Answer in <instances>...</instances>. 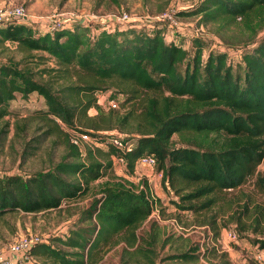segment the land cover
<instances>
[{
  "label": "trees",
  "instance_id": "trees-1",
  "mask_svg": "<svg viewBox=\"0 0 264 264\" xmlns=\"http://www.w3.org/2000/svg\"><path fill=\"white\" fill-rule=\"evenodd\" d=\"M163 1L167 7L172 0ZM176 15L182 33L186 19L196 21L187 46L152 17L96 34L94 22L53 31L0 24V55H8L0 61V146L10 134L6 118H14V138L31 134L23 163L45 149L60 152L40 171L0 176V222L86 202L68 231L32 247L41 264H102L116 248L119 264H234L215 245L230 227L264 253V205L242 189L253 180L264 196V0H199ZM240 20L243 37L234 32ZM203 29L220 42L207 49ZM106 92L124 97L123 114L102 109L99 94ZM32 94L46 109L18 117L12 102ZM73 134L90 140L80 147ZM113 135L132 148L114 146ZM145 156L156 159L178 212H189L194 229L205 230L203 241L166 233L151 220L156 209L164 211L148 180H133ZM117 157L131 178L116 174Z\"/></svg>",
  "mask_w": 264,
  "mask_h": 264
},
{
  "label": "rangeland",
  "instance_id": "rangeland-1",
  "mask_svg": "<svg viewBox=\"0 0 264 264\" xmlns=\"http://www.w3.org/2000/svg\"><path fill=\"white\" fill-rule=\"evenodd\" d=\"M198 1L199 0H172L168 6L179 11L188 10ZM164 3L163 0H0V10L9 11L17 7H23L27 11L30 20H32V24L35 25L36 30L38 31L45 30V28L38 25L42 22V18L57 16L67 20L71 18L70 15H75L82 19H79L80 22H94L95 25L92 27V31L96 34L98 30L103 27L117 28L119 24H116L114 27L111 26L114 24L113 17L124 12L132 16V21L125 24L124 28L130 26L134 27L138 24L142 26V24H145V21H149L148 18L156 16L163 11L166 7L164 6ZM161 7L163 8L161 9ZM185 21V25H187L186 32L182 33L180 30L172 29L169 36L180 40L187 46L191 39L196 36L194 31L197 28V24L195 20L186 19ZM152 29L149 30L150 33L154 32V29ZM234 32L239 37H243L245 26L241 20L234 28ZM199 33V36L207 49H210L213 43L220 42V40L207 29H203V31L200 30ZM260 35L262 36L264 33H261ZM237 45H240V47L243 46V44H235V46ZM9 46L15 48L14 45ZM215 49L218 48L216 47ZM230 54L234 56L235 53L233 51ZM7 56V54L0 55V61H5ZM16 59L20 60L21 55H17ZM48 66H52V63H49ZM123 100L124 97L122 95L114 92L99 94V102L105 112L108 102L115 101L118 105L116 111L119 114H123L125 110L120 106ZM44 109H46L44 99L37 94H32L27 99L17 95L16 100L11 104L12 112L21 118L27 117L35 111ZM91 114H96V111L92 110ZM6 120L11 122V126L8 138L4 141V144L2 143L3 146H0V176L26 174L31 171L37 172L41 169L47 168L49 163H56L59 161V151L52 154L48 153L45 149L39 156L30 158L23 163L22 155L25 149L24 147L26 142L31 138V134H28L25 139L14 138L15 128L12 125L14 118H6ZM47 146H49V144ZM137 167V173L133 180L139 182L141 179H147L152 199L158 200L159 210L163 209L164 211V214L160 215L159 211L156 209L151 220H158L160 227L166 233H172L175 234V236H179L183 233V231L180 230H186L188 232L187 236L192 240L203 241L206 234L205 230L203 228L194 229L195 227L192 225V217L189 212H178L176 207L171 203L172 198L164 191L160 178L157 176V172L145 166L138 165ZM114 170L117 174H122L124 177L131 178L127 175L126 168L120 164H116ZM263 170L264 166H261L260 171ZM253 183L254 181L251 180L247 185L243 186L242 189L243 191L252 194L258 203L264 205V196L258 190L254 189ZM85 204L86 202H82L71 207L65 205L62 206L60 210L37 215H26L22 213L20 215L7 217L5 222H0V252H5L8 245L19 235L39 234L44 239L50 236L62 235V232L68 231L70 226L75 223L79 215V208L84 207ZM172 224H175L180 228V233L173 231L175 229H173ZM148 226L149 224H145L141 228L140 233H143L144 229L146 230ZM232 230L235 229L233 227L223 229L215 245L220 250L226 251L234 264H256L257 256L260 253L257 247L253 244L250 238L239 237L237 241H233L229 236ZM213 244L210 243V245ZM118 252L119 248L110 251L106 255L102 264H119ZM168 253L169 251L166 249L161 253V256L163 257ZM169 264L179 263L170 262ZM199 264L210 263L206 260H201Z\"/></svg>",
  "mask_w": 264,
  "mask_h": 264
},
{
  "label": "built area",
  "instance_id": "built-area-1",
  "mask_svg": "<svg viewBox=\"0 0 264 264\" xmlns=\"http://www.w3.org/2000/svg\"><path fill=\"white\" fill-rule=\"evenodd\" d=\"M178 10L174 8H169L165 12L158 14L156 16H153L151 18V22L154 23H166L171 28L176 30H182L184 27V24L182 21L179 20L176 13ZM71 18L67 19V21H64V18L52 16L49 18H42V22L38 24L40 27L45 28V30L53 31L57 29H62L66 27H71L73 22L80 21L81 19L79 16H71ZM113 25L112 27L116 26V24L125 25L130 23L132 21V16L127 13H122L115 15L113 17ZM82 20V19H81ZM7 21H17L20 23H26V24H32V20L27 15V11L23 7H17L12 10H0V24L5 23ZM106 28V27H105ZM110 31L113 30V28L108 27ZM118 105L115 101H109L107 104V109H117ZM90 139L88 136L85 135H72L71 136V142L75 145H78L80 147L83 146L84 142H88ZM112 144L116 146L119 149L122 150H130L132 146L123 140L122 138H118L116 135L111 136L110 138ZM116 164H120L121 166H126V162L123 157H117L114 159V169ZM140 166H145L148 168L153 169L157 172V176L162 178V173L157 171V162L156 159L152 156H145L140 159L139 163ZM117 174V172H116ZM120 177H124L122 174H117ZM155 213V212H154ZM154 213L152 216H154ZM173 225L174 232H179L180 228H178L175 224ZM183 231L182 235L187 236L188 232L186 230H180ZM180 233V232H179ZM230 238L233 241H237L239 239V234L236 230H232L229 234ZM204 240V238H203ZM44 241V238L39 234H27V235H19L17 236L12 243H10L6 249L5 252H0V264H41L36 259H34L29 253L32 247L35 245L40 244ZM17 257H20L21 260L18 261ZM264 261V253L260 252L257 256V263L256 264H263Z\"/></svg>",
  "mask_w": 264,
  "mask_h": 264
},
{
  "label": "crops",
  "instance_id": "crops-1",
  "mask_svg": "<svg viewBox=\"0 0 264 264\" xmlns=\"http://www.w3.org/2000/svg\"><path fill=\"white\" fill-rule=\"evenodd\" d=\"M65 20H66V19H64V21H65ZM66 21H67V20H66ZM149 22H150V21H149ZM17 260H18V261H20V260H21V258H20V257H17Z\"/></svg>",
  "mask_w": 264,
  "mask_h": 264
}]
</instances>
